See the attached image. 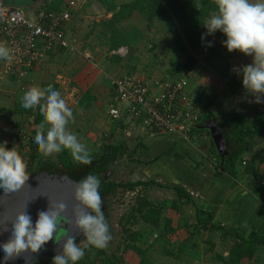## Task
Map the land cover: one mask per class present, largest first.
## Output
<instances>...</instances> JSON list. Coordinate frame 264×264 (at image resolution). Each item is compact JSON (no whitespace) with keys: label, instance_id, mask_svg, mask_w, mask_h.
Here are the masks:
<instances>
[{"label":"crops","instance_id":"0c3cea01","mask_svg":"<svg viewBox=\"0 0 264 264\" xmlns=\"http://www.w3.org/2000/svg\"><path fill=\"white\" fill-rule=\"evenodd\" d=\"M45 1L52 0H44L42 4ZM69 1L65 0L61 5L65 6ZM134 1L84 0L73 11L72 20L66 27L68 36L78 40L75 53L48 52L42 64L30 69L21 80L8 77L0 82V142H8L22 134H35L40 125L34 116L14 112L16 106H21L23 94L35 86L57 90L66 104L71 101L67 106L73 111V120L69 122L68 130L75 129L72 132L79 135L87 132V141L79 140L93 153L100 147L101 139H108L110 132L115 130L112 126L117 130L122 128L121 120L111 119L110 129L103 116L110 119L112 81L128 75L148 82L185 78L187 92L198 105L201 117L210 120L206 124L216 123L215 119L230 114H244L252 126L264 128V122L260 121L264 119V105L242 100L241 80L232 69L243 64H236L235 59L232 61L230 57L237 52L226 51L220 33L210 36L212 47L204 44L191 53L193 64L187 54L173 50L176 41L183 37L174 19L148 22L135 12L131 18L115 23L121 7ZM115 33L134 37L127 45L133 50L128 57H106L116 49L112 40ZM201 78H205L206 83ZM122 122L125 129L129 128L122 130L126 137L132 134L142 139L136 145L137 149L127 150L122 159L129 156L133 162V155L141 154L142 149L145 151V163L141 164L146 167L141 172L156 183L149 195L161 203H153L147 196L162 211L159 227L144 224L147 231L158 229L161 234L157 237L153 233L155 238L146 240V245L158 254L156 261L160 259L161 264H231L230 259H236L232 250L239 243L236 235L245 239L252 235L264 238V134L247 139V148L245 144L234 147L235 151L243 149V152L238 165L231 170L223 166V157L218 155L207 130L195 134L191 142H187L172 135L148 136L128 122ZM219 129L225 132V129ZM97 131L103 137H98ZM111 142L117 143L112 139ZM118 142L126 144L128 149V142ZM243 159L245 166H242ZM176 188H181L189 197L178 194ZM174 203L180 212L172 208ZM142 240L137 242L138 247ZM142 249L153 263L152 253L148 248ZM133 262L138 264L139 260ZM237 264H264V246L257 248L252 259L243 258Z\"/></svg>","mask_w":264,"mask_h":264},{"label":"clouds","instance_id":"9594fccd","mask_svg":"<svg viewBox=\"0 0 264 264\" xmlns=\"http://www.w3.org/2000/svg\"><path fill=\"white\" fill-rule=\"evenodd\" d=\"M215 4L216 12L203 25L205 32L201 40L210 48L213 42L206 37L220 33L224 37L222 46L228 53L251 58L250 63L234 66L232 71L241 80L242 100L264 105V0H215ZM13 59V50L0 43V60ZM201 79L206 83L205 78ZM36 106L43 118V124L31 139L37 152L47 157L67 151L76 163L90 165L89 150L68 130L73 111L61 93L51 88H29L21 97V107ZM7 143L0 142V201L14 197L28 179L26 162L16 146L8 148ZM100 185L97 175L88 174L74 183L71 209L63 201L38 195L27 201L18 214L0 218V264H9L25 255L31 259H25L24 264H38L39 254L49 242L53 248L51 264H79L85 248L78 240L86 241L85 247L105 249L112 237L103 211ZM41 197L46 198V207L38 210L33 219L30 205Z\"/></svg>","mask_w":264,"mask_h":264},{"label":"trees","instance_id":"16d2710c","mask_svg":"<svg viewBox=\"0 0 264 264\" xmlns=\"http://www.w3.org/2000/svg\"><path fill=\"white\" fill-rule=\"evenodd\" d=\"M64 1L65 0L45 1V3L38 10L43 8L48 10H58L61 8V4ZM109 9L112 8L110 7ZM135 12H138L148 22H152L156 19L167 22L174 19L173 21L178 25L183 37H180L176 41L173 46V50L178 54H187L188 60L194 64V57L191 53L205 44L201 40V35L205 32L203 25L211 15L215 14L216 4L215 0H135L132 4L121 7L115 16V23L131 18ZM209 38L210 36L206 37V40H209ZM112 40L115 48L121 46L127 47L129 41L134 40V37L115 33ZM128 48L130 51L129 55H131L133 50L131 46H128ZM14 79L17 81L16 77H14ZM14 112L15 114L26 113L34 116L36 123H39V125L43 124V118L39 111V106H37L36 109H24L21 106H16ZM209 121V118L201 117L194 130V135L202 133L203 131L199 128ZM215 121L218 122L220 128L225 129L224 135L226 145L230 152L229 156L222 158L224 163L223 166L233 170L238 165L243 152V149L241 151H235L234 147L245 144L247 148V139L254 138L256 135H263L264 128L262 125H258L256 128L252 126L249 119L244 114H230L224 118L219 117L215 119ZM260 121L262 123L264 122V119L262 118ZM119 125L120 127L123 126V122L121 121ZM227 126H230V128H226ZM114 135L115 130L110 133L108 139H101L102 143L100 147L93 153H90L92 162L87 166L80 165L73 161L67 151L57 153V164L60 168L51 166L49 165L50 162L48 163L46 161L48 160L47 157L38 153L31 143L30 146L33 151V155L31 156L32 165L29 168H26V173L28 176H31L39 173L40 171H47L52 174L60 172L61 170L69 173L76 172V174L71 177L76 182L83 179L86 174H94L96 171L104 173L106 163L109 159H112L115 156H120L122 158L128 150L126 148V144L124 143L111 142ZM137 139L142 141V139H139L138 137ZM11 142L13 146H16L17 152L21 153L22 149L19 147V143L22 142V136L18 135L12 138ZM85 169H87V171ZM98 175L101 176L100 174ZM101 183H103V181ZM155 185L156 183L151 179H147L146 181L125 182L120 185L116 183L102 184L103 187L100 189L101 197L103 189H106L107 192L112 191L114 194L113 197H115L118 194V189L121 188L124 193L137 192V198L132 209H130L129 213L126 214L119 222L121 226H123V234L125 236L124 239L119 242L120 244L116 247V249L109 253L106 248L95 249L90 246L84 247L85 254L79 264H125L123 257L117 256L121 250H123L122 252L124 253L128 251L134 252L139 258L138 264H152L147 258L146 251L137 246V242L143 237V235L140 232H134L129 226H134L139 222H142L143 224L152 225L156 228L159 227V221L162 213L161 207L155 206L147 199L145 193L139 191L144 188H153ZM175 191H177L180 195L182 194V196L184 195V197H189L181 188H176ZM182 198H180V201ZM171 206L177 212H180L179 207L175 203ZM166 229H168V226ZM225 235L229 236L227 233ZM235 238L239 241V243L236 244L232 250V254L236 256V259H230L231 264H237L243 258L252 259L257 248L259 246H264V238L259 239V237L254 235H252L249 239H245L239 235H236ZM78 242L82 247L83 241L78 240ZM52 255L53 253L43 256L38 261V264H51Z\"/></svg>","mask_w":264,"mask_h":264},{"label":"built area","instance_id":"2783aa9c","mask_svg":"<svg viewBox=\"0 0 264 264\" xmlns=\"http://www.w3.org/2000/svg\"><path fill=\"white\" fill-rule=\"evenodd\" d=\"M84 0H70L58 10L40 9L30 19L22 10L5 6L0 0V43L13 50L14 59L2 60L0 82L4 78L16 77L21 80L30 69L39 67L48 52L64 50L75 53L77 38L66 33L72 20L73 11ZM128 47H119L108 53L110 58H125ZM90 62L93 60L89 58ZM187 79L176 81L159 80L148 82L132 75L112 81V101L109 116L116 121H126L145 135H172L191 142L194 130L201 118V111L195 100L188 94ZM20 156L26 168L32 165L30 146L32 136L22 134ZM12 148L11 141L7 143ZM246 160H242V166Z\"/></svg>","mask_w":264,"mask_h":264},{"label":"rangeland","instance_id":"374dc122","mask_svg":"<svg viewBox=\"0 0 264 264\" xmlns=\"http://www.w3.org/2000/svg\"><path fill=\"white\" fill-rule=\"evenodd\" d=\"M7 1H9L10 3H12L13 4V6H19L20 4L19 3H21V1L23 2V1H27V0H7ZM106 1H108V2H110V1H112V0H106ZM29 17H32V16H30L29 15ZM106 57L107 58H110L109 57V55H108V53H107V55H106ZM231 59H232V61H234V59H235V62L237 61V63L236 64H238V65H244V64H246L247 63V61H251V58L250 57H245V56H243V55H241V54H239V53H235V56H232V57H230ZM91 64V63H90ZM154 73V72H153ZM152 73V74H153ZM71 101H67V105L70 103ZM70 105V104H69ZM7 116V114H4V117H6ZM103 120H106L105 121V125H106V123H107V126L109 125V127L110 126H112V124H111V118L109 119L107 116H103ZM85 123V122H84ZM84 123H83V125H82V127H84ZM112 128H115V135H114V137H113V141H116L117 143H118V141H125V142H128V150L129 149H133L134 147H136V145L140 142L137 138H135V136H133L132 134L129 136V137H126L125 135H124V131H122V130H128L129 128H126L125 129V126L123 127L122 126V128L121 129H119V130H117L116 128L117 127H113L112 126ZM110 129H111V127H110ZM109 129V130H110ZM108 130V131H109ZM72 131H76L75 129H73V130H71V132ZM84 133V132H83ZM82 132L80 133L81 135H79L78 133H75L76 135H78L77 136V138L78 139H80V140H82L83 138V142H86L87 141V139H88V133L86 132V133H84V134H86V135H84ZM97 133L99 134L100 132H98L97 131ZM108 133V132H107ZM111 133V132H110ZM110 135V134H109ZM90 136H93V137H95V135L94 134H91ZM103 137V135H98V137ZM101 139V138H100ZM137 139V140H136ZM131 140H132V142H131ZM9 141H11V139L9 140ZM130 142H131V144H130ZM136 149H137V147H136ZM140 150V149H139ZM90 152V151H89ZM143 154H146L145 153V151L142 149L141 150V154H140V152H137L136 153V155H135V157H134V161L133 162H131L130 161V159L127 157V158H124V159H122V162L120 163L121 164V167H126V169H125V171H121V169H118V173H115L116 172V170L114 171V178L116 179V178H121V181L122 182H137V181H146L147 180V178H146V176H145V174H143L141 171H142V169L144 168V167H146V166H144L143 164H141V163H145L144 162V156H143ZM47 159L48 160H46L48 163H49V165H51V166H55V167H57V168H60L59 166H58V164H57V162H58V159H57V154H52V155H50V156H47ZM137 162L139 163V164H137ZM56 170H58V169H56ZM151 190H153L152 188H144V189H142V190H139V191H142L143 193H145V195L146 196H148V198H149V200L150 201H152L153 203L155 202V203H158V205L159 204H161V203H159V201L157 200H155V198L153 197V196H151V195H149V193H150V191ZM144 195V194H143ZM136 198H137V192H135V193H128V192H122V190H120L119 191V193L117 194V196H115V197H112V199L110 198V199H108L107 201H106V204H107V206L109 207V205H108V202L110 203L111 202V216L109 215L108 216V218H107V221H108V223L110 224V226H111V237H112V239H111V242L108 244V246L106 247V249L108 250V252L110 253V252H112V251H114L115 249H116V247L120 244L119 242L122 240V239H124V234H123V226H121V224L119 223L120 222V220L126 215V214H128L129 213V211H130V209H132V207L134 206V204H135V200H136ZM134 232H140V233H142L143 234V237L141 238V239H143L140 243H139V246L141 247V248H148L147 250L150 252V253H152L151 254V258H152V264H161L160 263V259L159 260H157L156 261V256H158V254H155L154 252H153V249H151V247H148L146 244H147V242L149 241V240H151V239H154L155 237H153V233H155V234H157V237H159L161 234H160V232L159 231H157L158 229H156L155 231H147L146 230V228H145V226H144V224L143 223H141V222H139L138 224H136V225H134V226H129ZM128 227V228H129ZM154 234V235H155ZM153 237V238H152ZM148 239V241H146ZM85 245H86V241H84L83 243H82V247H85ZM123 249V248H122ZM123 250H121V251H119V253L117 254V256L118 257H123V259H124V262H125V264H136V263H134L133 261L135 260V259H138L139 260V258H138V256L134 253V252H132V251H128V252H126V253H124V252H122ZM158 253H159V251H158ZM160 258H161V255H160Z\"/></svg>","mask_w":264,"mask_h":264},{"label":"water","instance_id":"95a60500","mask_svg":"<svg viewBox=\"0 0 264 264\" xmlns=\"http://www.w3.org/2000/svg\"><path fill=\"white\" fill-rule=\"evenodd\" d=\"M43 1L44 0L21 1L19 6H13V4L7 0H1V3L5 6L18 8L28 17L29 15L32 16L29 18L33 19L35 10H37L36 8H40ZM199 129L209 131L212 142L220 157H227L230 155L227 149L224 132L219 129L217 122L204 124ZM87 169L85 170L87 171ZM75 174L76 172L69 173L61 170L60 172L53 174L47 171H40L37 174L28 176L25 187L22 188L14 197L6 201H0V218L11 217L18 214L23 210V206L27 201L38 195L47 196L54 201H63L68 205L69 209H71L74 183L76 182L71 177ZM110 198L111 197H104L103 200L106 203V199ZM46 204V198L41 197L37 198V200L30 205V213L33 216V219H35L37 211L44 209ZM50 253H53L51 242H49V245L46 246V250L39 254L38 261L43 256ZM25 259H31V257L25 255L17 260L9 261V264H24Z\"/></svg>","mask_w":264,"mask_h":264},{"label":"flooded vegetation","instance_id":"af4514ba","mask_svg":"<svg viewBox=\"0 0 264 264\" xmlns=\"http://www.w3.org/2000/svg\"><path fill=\"white\" fill-rule=\"evenodd\" d=\"M129 151L132 152V149L129 150ZM134 157L135 156L133 155V158ZM122 158L120 156H115L112 159H109L108 162L106 163V166H105L106 169H105L104 173H101V172H98V171H96L94 173L95 175H98V174L101 175V176L98 175L99 176L98 178L100 179L101 182L103 181L104 185L105 184H112V183H116V184L120 185V184L124 183V182L121 181V178L120 179L119 178L115 179L114 176H113L114 175V171L116 169L117 170H116L115 173H118V169H121V171H125L126 167L125 168L121 167V164H120L122 162ZM128 158H129V156H128ZM137 164H139V163L137 162ZM103 183H101L100 189H102V187H103L102 184ZM120 190H121V188L118 189V193H119ZM101 194L103 196V197H101L102 202H103V211H104L105 219L107 221L108 216L111 214V202L110 203L108 202V205H109V207H108L103 199H104V197H107V198L111 197V199H112L114 194H113L112 191L107 192L106 189H103ZM107 200L108 199H106V201ZM107 223H108V221H107ZM108 225H109L110 234H111V226H110L109 223H108ZM81 241H83V240H81Z\"/></svg>","mask_w":264,"mask_h":264}]
</instances>
